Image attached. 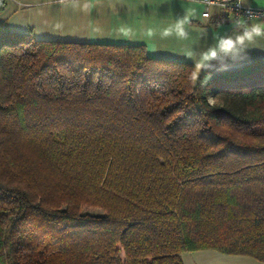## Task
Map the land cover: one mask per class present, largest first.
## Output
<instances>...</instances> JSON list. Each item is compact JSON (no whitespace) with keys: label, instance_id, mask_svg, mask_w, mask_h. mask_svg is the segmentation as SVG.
<instances>
[{"label":"trees","instance_id":"1","mask_svg":"<svg viewBox=\"0 0 264 264\" xmlns=\"http://www.w3.org/2000/svg\"><path fill=\"white\" fill-rule=\"evenodd\" d=\"M208 249L264 262V56L197 69L0 24V264Z\"/></svg>","mask_w":264,"mask_h":264},{"label":"crops","instance_id":"2","mask_svg":"<svg viewBox=\"0 0 264 264\" xmlns=\"http://www.w3.org/2000/svg\"><path fill=\"white\" fill-rule=\"evenodd\" d=\"M1 1L0 24L37 39L142 44L149 56L188 61L197 69L212 60L227 67L255 53L264 56V18L237 20L207 0ZM241 1L264 8V0ZM245 32L250 37L243 44L219 46L222 38L236 41ZM181 257L183 264H264L209 249Z\"/></svg>","mask_w":264,"mask_h":264},{"label":"built area","instance_id":"3","mask_svg":"<svg viewBox=\"0 0 264 264\" xmlns=\"http://www.w3.org/2000/svg\"><path fill=\"white\" fill-rule=\"evenodd\" d=\"M210 3L218 4L221 7L229 9L232 16L237 20H251L264 18V8L252 7L244 4L241 0H207ZM203 17L208 13L203 12Z\"/></svg>","mask_w":264,"mask_h":264},{"label":"clouds","instance_id":"4","mask_svg":"<svg viewBox=\"0 0 264 264\" xmlns=\"http://www.w3.org/2000/svg\"><path fill=\"white\" fill-rule=\"evenodd\" d=\"M253 32H255V29H253ZM256 34H260V33H256ZM246 37H250V33L245 32L244 36L237 37L236 38V41H232L230 38H227V39L222 38L221 41H220V45L219 46H223L228 41H231L232 42V45H234L235 43L243 44L244 39Z\"/></svg>","mask_w":264,"mask_h":264},{"label":"rangeland","instance_id":"5","mask_svg":"<svg viewBox=\"0 0 264 264\" xmlns=\"http://www.w3.org/2000/svg\"><path fill=\"white\" fill-rule=\"evenodd\" d=\"M219 66H223V67H225L224 65H219ZM232 66H234V65H229V66H227V67H232ZM82 211H88V212H94V213H96V212H98L99 210L96 209V208H91V207H86V206H84V207H82Z\"/></svg>","mask_w":264,"mask_h":264},{"label":"snow or ice","instance_id":"6","mask_svg":"<svg viewBox=\"0 0 264 264\" xmlns=\"http://www.w3.org/2000/svg\"><path fill=\"white\" fill-rule=\"evenodd\" d=\"M226 47L232 48L233 47L232 42L231 41L226 42Z\"/></svg>","mask_w":264,"mask_h":264}]
</instances>
